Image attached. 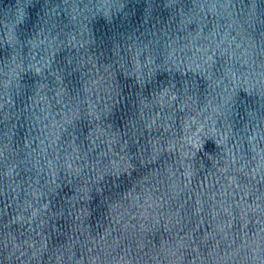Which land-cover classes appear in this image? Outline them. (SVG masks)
Returning a JSON list of instances; mask_svg holds the SVG:
<instances>
[{
  "label": "water",
  "instance_id": "1",
  "mask_svg": "<svg viewBox=\"0 0 264 264\" xmlns=\"http://www.w3.org/2000/svg\"><path fill=\"white\" fill-rule=\"evenodd\" d=\"M0 264H264V0H0Z\"/></svg>",
  "mask_w": 264,
  "mask_h": 264
}]
</instances>
